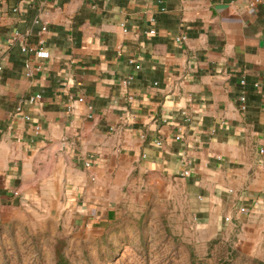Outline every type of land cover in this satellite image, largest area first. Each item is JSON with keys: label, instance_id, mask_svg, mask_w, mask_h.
<instances>
[{"label": "crops", "instance_id": "1", "mask_svg": "<svg viewBox=\"0 0 264 264\" xmlns=\"http://www.w3.org/2000/svg\"><path fill=\"white\" fill-rule=\"evenodd\" d=\"M252 1L0 0V201L81 195L96 215L121 192H187L257 221L264 0Z\"/></svg>", "mask_w": 264, "mask_h": 264}, {"label": "rangeland", "instance_id": "2", "mask_svg": "<svg viewBox=\"0 0 264 264\" xmlns=\"http://www.w3.org/2000/svg\"><path fill=\"white\" fill-rule=\"evenodd\" d=\"M21 201H0V264H264V213L239 221L249 208L229 201L220 212L187 192H121L96 215L81 195Z\"/></svg>", "mask_w": 264, "mask_h": 264}, {"label": "built area", "instance_id": "3", "mask_svg": "<svg viewBox=\"0 0 264 264\" xmlns=\"http://www.w3.org/2000/svg\"><path fill=\"white\" fill-rule=\"evenodd\" d=\"M259 1H263V0H253L252 1V4H254L255 2H259ZM153 30H150V33H152ZM178 40L180 39H183V37H178L177 38ZM27 46H22L21 47V50L22 51H25L27 50ZM33 49V53L34 55L37 57V58H47L49 56V53L46 51L45 47L43 46V44L41 43V41L35 46L32 48ZM41 67L39 65H37L34 70H30V71H27L26 72V75H31L33 71H38ZM241 83H244V80L241 81ZM41 94L37 93V94H34V95H30L26 98V102L29 103V104H34L36 103L37 101H39L41 99ZM240 100L243 102L244 101V97L241 96ZM77 101H83V98L82 97H78L77 98ZM71 106H67V109H70ZM241 108H244V105L241 106ZM15 113L18 114L20 117H22L26 122H32V118L29 114L25 113L23 110H22V107L21 105H17V107L15 108ZM33 125H32V130L34 132V134H37L39 131H40V124L38 122H32ZM89 165V162L86 161L85 162V166H88ZM188 171L187 170H183L182 171V175H187ZM12 195L13 196H18L19 193L17 190H13L12 191ZM237 208V207H236ZM247 210V207L246 206H238V211L239 212H245ZM228 220V218H226Z\"/></svg>", "mask_w": 264, "mask_h": 264}]
</instances>
